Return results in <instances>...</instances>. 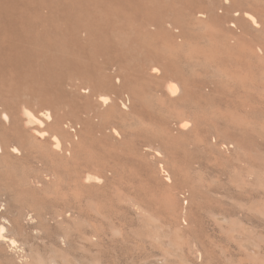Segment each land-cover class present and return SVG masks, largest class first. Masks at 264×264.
I'll use <instances>...</instances> for the list:
<instances>
[{
  "label": "rangeland",
  "instance_id": "obj_1",
  "mask_svg": "<svg viewBox=\"0 0 264 264\" xmlns=\"http://www.w3.org/2000/svg\"><path fill=\"white\" fill-rule=\"evenodd\" d=\"M14 8L0 16V134L20 147L18 172L36 174L21 110L40 122L47 110L42 129L72 159L55 184L21 198L43 204L45 220L62 201L82 209L65 243L58 224L46 220L47 232L25 206L34 223L13 233L20 247L0 264H264V0H18ZM116 69L111 82L119 87V78L122 90L92 94ZM175 72L187 84L185 104L165 90ZM130 85L152 98L134 99ZM181 122L189 128L178 130ZM83 170L103 181L87 186L96 195L69 187Z\"/></svg>",
  "mask_w": 264,
  "mask_h": 264
},
{
  "label": "bare ground",
  "instance_id": "obj_2",
  "mask_svg": "<svg viewBox=\"0 0 264 264\" xmlns=\"http://www.w3.org/2000/svg\"><path fill=\"white\" fill-rule=\"evenodd\" d=\"M16 3H18V0H1L0 1V16L4 12H6V13L12 12L15 9L14 7H15ZM245 17H248L250 19L251 23H253V24L255 23L253 16L246 14ZM1 22L2 21H0V23ZM1 25H2V23L0 24V26ZM260 34H262V33H260ZM10 47L12 49H16V51L18 50L14 40H12ZM179 48L182 49L183 45L179 46ZM178 63H176V64L178 65ZM175 67H176V65H175ZM176 70H178V67H176ZM118 74H119V71L116 69V71H114L111 75H109L110 76L109 79L108 78L102 79L99 82V84H97L96 86L93 87L92 94L95 95L96 90H101L103 92H111V91H118L119 92V90L121 91L123 88V85H122V81L119 80V78H116V82L118 81L121 83V84H119V87L111 82L112 81L111 78L115 79V77ZM149 75L151 77L150 79H156V76L161 75V70L156 68V67H153L151 69V72L149 73ZM215 76H217V74ZM217 77L220 78V74ZM173 78H174V80L169 82L165 87L167 95H168V97H170L172 99L174 97H177L178 98L177 100L179 102H181V103L183 102L185 104L187 101V91H186L187 84L182 77H179L177 72H175ZM213 78H216V77L213 76ZM10 80H8V81H10ZM146 86L148 87V86H150V84L148 83V84H146ZM144 88H145V86H139L138 87L135 85H130L129 86V92L133 96L134 99L140 100V101H145L146 100V97H145L146 94H147V96H149V99L152 98V96H151L152 92L150 90L147 92L145 91V93L142 94L144 92ZM202 90H203V88L199 90L200 93L197 92L200 94L201 97H203V95L205 94V93H202ZM205 95H207V94H205ZM97 96H98V102L101 105L106 106L109 104V105H111L110 107L112 109L118 110V107H117L115 100H111L107 94H99V95L97 94ZM122 108L123 109L125 108V104H122ZM126 109L128 110V108H126ZM21 116L24 119L25 129L31 128L30 133L28 135L29 145L31 144L34 147L36 146V150H37L36 155H33L32 160L29 163L28 167L31 166V168L33 169L34 166H39L40 168H34V171H37V172H36V174L33 172L34 175H32L33 173L30 172L31 173L30 176H29V174H27L26 170L22 169L21 172H18V170H17L18 168L16 169V163L13 159L16 160L17 157H15V156L20 154V147L15 146V145H10L9 141H8L9 138L7 136H5L3 133L0 134V201H6L7 202L4 209L2 208L4 210L3 213L0 214V258L4 255L5 252H7V254H9V256L15 255V253L17 252V248H19L20 246L18 244L17 239L14 237L13 233L25 232L26 223L27 224L28 223L29 224L34 223L33 218H32L33 216L31 217L29 214H26V212H25L26 208L24 209L25 206L28 207L29 205H33L32 207H36L37 213H34V216L37 215V217H35V218L38 220L37 221L38 223L37 222L36 223L39 226L44 227V229L47 230V232L49 231V228H48L49 226H48V224L45 223L46 220L51 219L56 224H58V227L61 228L63 231L62 236H61L62 238H60V239H65L64 241H62V240L61 241L62 242H65V241L68 242L69 241V243H70V240H68V239L69 238L71 239L72 235L74 233L71 230L70 225H69L70 218H71V216L76 214L74 212H77L78 210L82 209L80 204L78 205V207H75L76 206L75 204L78 203V201H76V200L72 201L71 204H69V205H68V202H66L67 204L64 203L62 205V202H64V201H62L61 203L59 202L60 208L57 206V210H59V209H61V210L55 211L54 214H50L51 218H48L45 220L46 216L43 214L44 213L43 209H45V208H43V204H40L39 202H36V203L32 202L31 203L29 200H27L30 196L33 197L32 195H34L36 188H38L39 186H42L44 188V187L49 186L50 182L54 183V184H55V182H57V180L59 179V175H60V172H59V170H57V168H59V165L65 164L69 161V159L71 157V154H70L71 151H68L69 149L65 148V146L63 145L64 142H62L61 139H59L57 137V135L49 136L42 129V123H44L46 125L51 121V114L49 111L46 110V111H44L43 114L40 115L43 122H40L34 116V114L31 112V110L25 106H22ZM2 119L5 121V123L9 122V117L6 113H4L2 115ZM189 124L190 123H188V122L178 123L177 124L178 130H187L189 128ZM34 125H38V127H32ZM14 134H15V132H14ZM115 135H117L116 132H115ZM119 136H117V137H119ZM48 137H50V141H49ZM15 140H18V139H15ZM47 146H48V148H47ZM21 148H24V147H21ZM28 150H29V147H28ZM31 150H33V149H31ZM144 150H146L148 152L152 151L151 148H147ZM153 152H155V151H153ZM155 153L157 156L161 155V154H159V152H155ZM30 154H34V153H30ZM160 158H161V156H160ZM70 160H72V159H70ZM49 162H52V163L54 162V164H52L49 167V165H48V164H50ZM31 163L36 164V165L32 166ZM26 167H27V165H26ZM13 171L16 172L15 175L13 174ZM68 181H70V184L68 182L69 187L73 188L75 191L82 188L83 190L89 191L90 194L91 193L95 194V191L91 187H87V186H89L90 184L96 185L100 182H103V181H101L100 177L93 175V174L86 173V171H84V170L79 171L77 173H74L72 176V179H71V177H69ZM43 188H40V189H43ZM228 188H230V187H228ZM25 196H27L28 198L23 200L22 198L23 197L25 198ZM93 197H96V196L93 195ZM19 199L20 200L22 199V201L19 202L18 206L17 205H16V207L10 206L9 203L11 201L17 202V201H19ZM55 206H56V204H55ZM29 208L34 209V208H31L30 206H29ZM47 208L48 207H46V209ZM66 208H67V210H66ZM53 210H54V208H53ZM32 211L34 212V210H31V211H29V213ZM62 214H64V215H62ZM5 225L7 227H5ZM64 225H66V227H64ZM52 231L53 230H51V232ZM84 233L85 232H83V234L76 232L77 239L80 240V242H82V243L87 242L90 244L92 242H95L94 243L95 245H98L100 243V239H99L100 236L99 235L87 236L88 234L86 233L87 235H85ZM19 234H22V233H19ZM94 237H96L97 239ZM60 239H59V241H60ZM77 239H75V240H77ZM71 241H72V239H71ZM83 247H85V246L83 245ZM5 249H6V251H5ZM38 263H41V264H55L56 263V264H58L57 262H54V260L48 261V263L40 260V261L32 262L31 264H38ZM96 264H99V263H96Z\"/></svg>",
  "mask_w": 264,
  "mask_h": 264
}]
</instances>
